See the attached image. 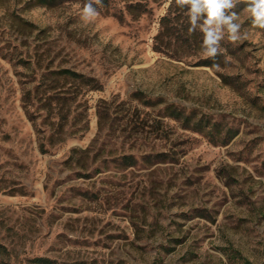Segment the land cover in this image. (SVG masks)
Wrapping results in <instances>:
<instances>
[{
    "label": "rangeland",
    "instance_id": "374dc122",
    "mask_svg": "<svg viewBox=\"0 0 264 264\" xmlns=\"http://www.w3.org/2000/svg\"><path fill=\"white\" fill-rule=\"evenodd\" d=\"M85 3L0 0V264H264V30L213 60Z\"/></svg>",
    "mask_w": 264,
    "mask_h": 264
},
{
    "label": "clouds",
    "instance_id": "9594fccd",
    "mask_svg": "<svg viewBox=\"0 0 264 264\" xmlns=\"http://www.w3.org/2000/svg\"><path fill=\"white\" fill-rule=\"evenodd\" d=\"M101 3L102 0H87L81 19L86 23L94 20L99 15L94 5ZM174 3L188 18V32L202 33L201 49L205 58L215 60L222 54L221 41L225 38L233 44L247 39V32H241L240 17L233 11L238 4L245 5L244 11L252 26L264 30V0H174Z\"/></svg>",
    "mask_w": 264,
    "mask_h": 264
},
{
    "label": "trees",
    "instance_id": "16d2710c",
    "mask_svg": "<svg viewBox=\"0 0 264 264\" xmlns=\"http://www.w3.org/2000/svg\"><path fill=\"white\" fill-rule=\"evenodd\" d=\"M40 4L49 5L52 0H38ZM84 1V0H81ZM123 4V7L117 10L116 5L118 4L116 0H102L100 5H94L98 12H103L106 15L116 17L120 21H124L126 16H129L133 20H139L143 17L153 15V6H161L165 0H119ZM245 8L243 3L238 4L233 11L241 13ZM161 29L160 33L156 37V40L161 42L167 41V45L170 44L177 46L181 50H189L194 48L199 42L198 31L190 34L188 32V18L185 15L184 10L176 7L174 0L169 3L167 13L161 18ZM209 61H203L206 66H211ZM54 74L61 76L62 78L70 79L74 82H79L83 85H91V80L80 75L78 73L63 70L59 72H54ZM94 88V87H93ZM166 117L174 118L175 120H184L186 123L191 121L190 115L186 116L184 113L174 108L173 106H168L165 108ZM59 127L64 128V123L61 121L58 124ZM37 263L46 264L48 261L45 259H37Z\"/></svg>",
    "mask_w": 264,
    "mask_h": 264
}]
</instances>
